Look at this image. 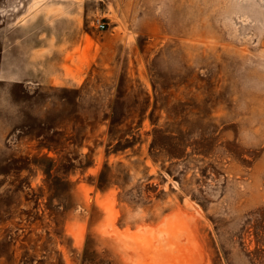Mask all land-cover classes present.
Wrapping results in <instances>:
<instances>
[{"label": "rangeland", "instance_id": "rangeland-1", "mask_svg": "<svg viewBox=\"0 0 264 264\" xmlns=\"http://www.w3.org/2000/svg\"><path fill=\"white\" fill-rule=\"evenodd\" d=\"M0 264H264V0H0Z\"/></svg>", "mask_w": 264, "mask_h": 264}, {"label": "built area", "instance_id": "built-area-1", "mask_svg": "<svg viewBox=\"0 0 264 264\" xmlns=\"http://www.w3.org/2000/svg\"><path fill=\"white\" fill-rule=\"evenodd\" d=\"M97 28L100 29V30H103L105 29V24L104 23H101L100 21H97Z\"/></svg>", "mask_w": 264, "mask_h": 264}]
</instances>
